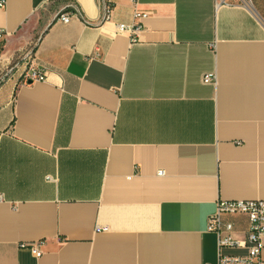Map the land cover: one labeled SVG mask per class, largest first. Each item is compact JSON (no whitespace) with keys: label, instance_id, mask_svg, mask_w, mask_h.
I'll use <instances>...</instances> for the list:
<instances>
[{"label":"crops","instance_id":"1","mask_svg":"<svg viewBox=\"0 0 264 264\" xmlns=\"http://www.w3.org/2000/svg\"><path fill=\"white\" fill-rule=\"evenodd\" d=\"M132 1L0 7L2 57L47 75L0 87V264L246 253L220 250L208 223L220 201H264V0ZM135 8L147 17L132 43L117 24ZM222 220L245 237L246 214Z\"/></svg>","mask_w":264,"mask_h":264},{"label":"built area","instance_id":"2","mask_svg":"<svg viewBox=\"0 0 264 264\" xmlns=\"http://www.w3.org/2000/svg\"><path fill=\"white\" fill-rule=\"evenodd\" d=\"M230 0H216L217 5L229 3ZM248 7L252 6V0H239ZM134 6L137 5V0L132 1ZM5 4V0H0V7ZM112 7L109 3L104 2L103 19L108 20L111 18ZM147 17L145 12L140 11L138 8L134 9L133 22L131 24L118 23V33H128L131 36L132 43L138 39V32L143 29V19ZM58 19L63 22L70 20V14L67 12L60 13ZM20 62H15L10 70L12 74L18 73V82L26 83L29 81H45L47 75L45 72L35 66L31 65L30 68H22L18 66ZM18 71V72H17ZM215 80V75L207 73L203 76L205 83ZM162 173V171L160 172ZM246 214L249 218V228L244 238H236L233 235L234 225L232 222H224L222 216L224 214ZM208 229L218 235L219 249L226 247L231 248H244L245 254H225L220 252L216 264H264V259L261 256L262 240L264 238V201L263 200H235V201H220L217 204V209L209 218ZM96 230H107V227H96ZM43 240L30 244L31 250L36 256H41L43 251L41 245Z\"/></svg>","mask_w":264,"mask_h":264},{"label":"rangeland","instance_id":"3","mask_svg":"<svg viewBox=\"0 0 264 264\" xmlns=\"http://www.w3.org/2000/svg\"><path fill=\"white\" fill-rule=\"evenodd\" d=\"M17 56H14V59H8L6 60L5 58L2 57L0 53V87L7 82H14L17 80L18 73L12 74V71L10 70V67L15 63ZM15 60V61H14ZM23 59L20 61L22 63ZM25 65L22 64V67L19 69V71L24 67ZM18 72V71H17Z\"/></svg>","mask_w":264,"mask_h":264}]
</instances>
